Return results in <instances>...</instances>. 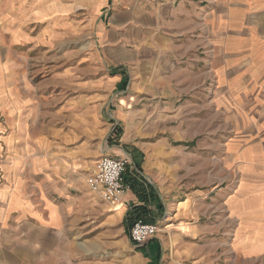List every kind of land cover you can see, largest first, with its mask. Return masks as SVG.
Here are the masks:
<instances>
[{"label":"crops","instance_id":"crops-1","mask_svg":"<svg viewBox=\"0 0 264 264\" xmlns=\"http://www.w3.org/2000/svg\"><path fill=\"white\" fill-rule=\"evenodd\" d=\"M11 10L18 24L42 21L49 41L53 35L60 43L81 45L91 36L92 43L86 66L77 61L60 75V88L71 95L59 98L64 110L39 117L35 112L29 118L40 129L31 124L25 137L16 121L12 135L5 136L18 140L0 159V264H173L166 251L175 248L160 230L178 240L191 239L204 227L192 226L186 233V228L161 226L196 215L198 197L194 191L175 199L179 194H169L158 175H173L180 162L175 155L185 152L188 169L205 171L212 144L206 135L199 144L183 147L139 140L149 134L142 129L149 113L144 105H181L183 94L193 110L213 99L255 118L247 143L230 138L220 151L229 158L231 164H225L234 178L216 198L235 221L231 245L237 260L264 264V0H12ZM75 54L84 58L83 50ZM212 58L220 83L208 95ZM19 105L12 99L14 113ZM104 110L108 138L115 136L116 122H123V135L118 144L94 148L84 140V122L93 128ZM46 114L51 117L40 121ZM195 115L187 120L194 122ZM103 155L129 161L131 188L118 205L86 184ZM130 214L156 223V235L140 245L122 238ZM201 251L190 244L175 256L191 258Z\"/></svg>","mask_w":264,"mask_h":264},{"label":"rangeland","instance_id":"rangeland-1","mask_svg":"<svg viewBox=\"0 0 264 264\" xmlns=\"http://www.w3.org/2000/svg\"><path fill=\"white\" fill-rule=\"evenodd\" d=\"M11 7L12 0H0V93L2 86L5 91L3 93V105H0V149L3 150H1L0 159L7 148L12 145L15 146L18 140L16 137L15 139L5 138V136L12 135L16 121L21 123L20 131H23L27 137L28 130L32 129L31 124H35L36 129H40L38 122L31 123V118H29L32 117L31 114L36 112L38 117L45 112L58 115L64 110L65 103L59 102V98L68 99L71 95L60 88V75L66 69L74 67L77 61L83 60L84 66H86L88 60L85 55L92 43L91 36L86 37L81 45H77L74 41L60 43L59 37L53 35L49 41L48 37L43 35L45 26L42 21L30 23L24 21L18 24L17 21H12ZM40 33L42 36L38 40H34V36L37 37ZM77 48L83 50V59L75 56ZM212 59V71L210 74H206L209 83L206 90L208 95L212 92L214 94L216 86L220 83L218 74L215 72V58ZM1 96L2 94H0ZM229 97L234 98L235 95L229 94ZM12 99L20 102L15 113L10 107L12 106ZM235 100L234 98L233 101ZM229 102H231L230 99ZM178 103L181 105L173 107L145 104L144 108L149 113L142 123V129L149 134L140 138L139 141L152 143L158 141L166 143L168 141L170 145L183 147L187 144L190 146L199 144L203 136L206 135L208 143L212 144V154L210 166L206 163L205 171H194L192 165H190L191 169H188L189 157L187 158V152L177 154V156L174 154L175 160L180 161L175 173L173 175L169 173L164 176L158 175V178L164 183V187L170 189L169 194H179L178 197L175 196L177 197L175 199L184 200L191 196L190 193L194 191L197 193L195 196L198 197L194 200L197 208L196 215L186 218L185 223L183 221L179 223L181 226L170 225L173 220L163 222L161 226H170L173 229L182 230L186 228V233H188V228L192 226L204 227V230L195 234L194 237L188 236L192 237L191 239L186 237L180 239L177 236L178 240L171 231L160 230L163 239L167 242L172 241V246L175 248L172 250L171 247L169 251L167 250L166 257L168 256L173 264H246L244 261L242 262V259L237 260L231 245L234 230L232 222L235 221L227 217L229 215L228 210L227 212L224 211L226 207L223 201L216 196L217 191L226 184L230 185L231 182H226L234 178L233 169L225 164H231L229 158H226L220 151L225 150L223 147L230 138H234L242 144L247 143L251 139V136H248L250 134L248 130L252 131L256 125L255 118L252 114L247 115L245 111L242 115V108L239 106L228 104L221 107L213 99L207 107L201 103L196 105L195 110L187 105L186 94L180 96ZM87 108V106L84 107L85 110ZM224 110L227 112L225 113ZM106 111L108 110L106 109ZM177 113L179 116H173ZM192 114H196L194 122L187 120ZM105 116H107V112L105 110L100 111L99 122H94L96 124L93 128L91 123L84 122V140L94 148L99 145L101 149L104 145H108L109 141L118 144V139L123 135V122H116V134L108 138L110 127L107 129ZM236 116L238 117L237 120H235ZM49 117L51 116L46 114L39 120L43 122L44 118L47 120ZM20 140H24V145L27 144V139L21 138ZM164 167L167 168L166 165ZM205 192L206 195L204 196ZM198 205H200L199 208ZM135 217L139 216L128 215L124 223L122 238L128 236L132 220ZM2 220L3 214L0 209V241L2 240ZM182 234L184 235V233ZM190 244L196 245L202 251L191 258L181 255L175 256L184 248L189 247ZM132 251L134 250L132 249ZM114 256L119 255L116 252ZM247 264H256V262L250 261Z\"/></svg>","mask_w":264,"mask_h":264},{"label":"built area","instance_id":"built-area-1","mask_svg":"<svg viewBox=\"0 0 264 264\" xmlns=\"http://www.w3.org/2000/svg\"><path fill=\"white\" fill-rule=\"evenodd\" d=\"M128 171V159L103 155L98 159L94 169L87 174V187L90 191L99 193L104 201L118 205L122 202L124 193L131 188L126 178ZM157 232L158 226L155 223L142 217H135L128 236L133 244L140 245L152 239Z\"/></svg>","mask_w":264,"mask_h":264}]
</instances>
